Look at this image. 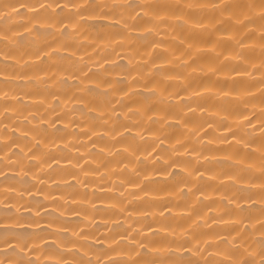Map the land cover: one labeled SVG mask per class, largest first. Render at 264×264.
<instances>
[{
    "label": "clouds",
    "instance_id": "clouds-1",
    "mask_svg": "<svg viewBox=\"0 0 264 264\" xmlns=\"http://www.w3.org/2000/svg\"><path fill=\"white\" fill-rule=\"evenodd\" d=\"M0 264H264V0H0Z\"/></svg>",
    "mask_w": 264,
    "mask_h": 264
}]
</instances>
